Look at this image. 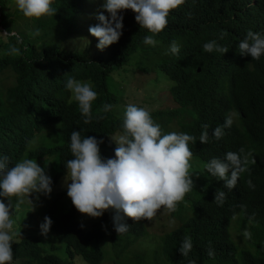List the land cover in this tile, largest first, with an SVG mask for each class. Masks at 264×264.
Segmentation results:
<instances>
[{"label":"trees","instance_id":"16d2710c","mask_svg":"<svg viewBox=\"0 0 264 264\" xmlns=\"http://www.w3.org/2000/svg\"><path fill=\"white\" fill-rule=\"evenodd\" d=\"M97 4L101 1L53 0L56 15L30 19L17 7L6 10V1L0 0V32L15 33L0 39V157H8V166H14L29 142L39 135L40 143L49 145L29 150L26 159L55 155L57 170L51 176L52 188L72 158L73 131H80L82 138L103 140L102 158H113L116 145L109 137L120 134L124 117L116 115L114 109L125 112L122 82L127 80L115 82L112 76L119 87L117 92L110 89L108 79L113 71L124 70L126 62L131 60L126 65L131 69L134 58L139 64L141 60L153 63L155 55L154 66L173 81L169 92L176 107L148 112L162 133H169L170 123L176 121L181 132L196 137L189 143L193 154L189 174L195 189L184 197L186 204L178 203L175 211H170L179 223L161 236L151 257L147 249L137 252L136 248L130 264H264V55L252 60L238 51L239 42L249 30L264 37V0H185L170 12L167 26L155 35L141 29L135 14L127 10L120 13L123 29L119 41L106 52L92 54L76 41L93 21L96 24L91 7ZM37 29L39 35H33ZM148 35H153L155 46L143 42ZM212 40L228 52H205L203 45ZM173 41L179 47L177 54L169 51ZM12 46L19 49L17 54H9ZM70 77L89 82L97 93L88 124L66 88ZM105 104H111L112 109L104 112ZM228 113L234 114L233 123L217 140L212 130L224 124ZM203 125H208L206 144L199 142ZM241 148L251 155L248 170L240 174L234 189L224 188L223 181L202 172L201 161L223 159L227 152L238 153ZM216 191L225 192L222 205L213 202ZM59 197L42 211L41 220L43 223L46 216L51 219L50 230L58 242L65 244L71 258L77 254L90 264L102 261L100 224L104 221L117 258L129 245L145 239L147 220L125 218L129 230L118 236L112 221L114 213L109 210L85 228L73 204L63 210ZM234 223L239 230L235 238L229 230ZM12 232L16 233L11 264H71L67 257L43 252L38 236L29 228ZM185 237H190L193 244L186 257L179 253ZM209 251L214 254L210 256Z\"/></svg>","mask_w":264,"mask_h":264},{"label":"clouds","instance_id":"9594fccd","mask_svg":"<svg viewBox=\"0 0 264 264\" xmlns=\"http://www.w3.org/2000/svg\"><path fill=\"white\" fill-rule=\"evenodd\" d=\"M184 3L185 0H105L103 11L96 15L98 23L89 28V33L98 40L97 48L103 51L119 41L123 29V16L120 13L131 10L140 28L155 35L167 26L170 12ZM52 4L53 0H15L18 10L30 19L56 15ZM14 35L11 30L0 33L3 37ZM33 35H39V29ZM153 35L145 36L143 42L154 46L156 41ZM203 50L209 53L228 52L215 40L206 42ZM169 51L172 54L179 52L174 41ZM238 51L241 56L250 55L252 60H259L264 55V37L249 30L239 42ZM18 52L15 46L9 50V54ZM66 88L78 103L85 117L84 123H90L91 105L97 98L92 85L70 77L66 81ZM112 107L105 104L103 111L108 112ZM233 115L228 113L224 124L212 130L213 138L219 140L223 137L224 129L233 123ZM202 127L199 142L206 144L209 141L208 125ZM109 139L116 145L114 157L104 159L100 154L103 140L91 136L82 138L80 131L71 133L72 158L65 165L64 186L68 198L81 215L95 219L111 210L114 213V230L119 236L129 230L125 218L134 222L150 221L161 210L175 211L178 203L193 190L195 185L189 174L193 154L189 143L195 142L196 137L181 131L162 133L161 126L154 122L145 108L130 103L125 108L122 131ZM250 155L245 154L243 148L238 153L227 152L223 159L212 158L205 168L212 177L223 181L224 188L232 190L240 174L248 170ZM251 162L255 163L254 160ZM46 168V164L42 168L36 160L26 158L9 167L8 157H0V264H11L13 260L12 200L17 199L15 206L19 208L24 203V197H27L34 209L33 201L29 198L32 194H37V200L40 194L50 196L52 179L46 173ZM248 183L251 186V182ZM224 200L225 192L216 191L213 202L222 205ZM183 203L186 204V201ZM51 225V219L46 216L40 225L41 234L46 236ZM244 235L247 237L249 233L246 231ZM192 247L191 238L185 237L179 253L186 257ZM111 249L115 251L112 246ZM208 254L211 256L214 253L209 251Z\"/></svg>","mask_w":264,"mask_h":264},{"label":"rangeland","instance_id":"374dc122","mask_svg":"<svg viewBox=\"0 0 264 264\" xmlns=\"http://www.w3.org/2000/svg\"><path fill=\"white\" fill-rule=\"evenodd\" d=\"M6 1V10H12L16 7L15 0H5ZM101 1V4L94 5L91 7L93 10L92 17L96 18L97 13L103 11V4L105 0H97ZM90 9V7H89ZM88 9V10H89ZM105 15H108L104 12ZM94 18V19H95ZM98 20H96V24ZM94 21L92 22L93 26ZM95 24V25H96ZM94 25V26H95ZM91 26H88L89 28ZM1 29V26H0ZM2 31L0 33H3ZM3 36H0L2 39ZM72 48H75L74 43H70ZM76 44H79L81 47L88 49L92 54L98 53L100 50L97 48L98 40L92 37L89 33V29H84L83 35H81L79 42L76 41ZM155 46V45H154ZM159 47V43H157L156 48ZM109 47L104 49V52L108 50ZM158 57L154 55V62ZM131 61V60H130ZM130 61L126 62L123 66L125 69L116 70L111 73L110 79H108V85L111 90L119 92V87L117 86V81L127 80L126 82H122L124 94L126 95V104H135L138 107L145 108L147 111L154 110L156 108H164V107H176L175 102L172 100V97L169 93V88L173 84V82L167 78V76L159 70L156 66H154V62L150 63H143L142 60L137 62V59L133 60V67L130 69V65L126 66ZM139 64V65H138ZM150 64V65H149ZM148 65V67H146ZM129 68V69H127ZM145 68V72L144 69ZM143 70V71H142ZM113 78L116 80L113 82ZM9 79V83H10ZM116 110V115L119 117L124 116V112ZM169 132H180L178 129L176 121H172L169 125ZM50 131V127L47 128L42 134H46ZM114 136H117L116 134ZM39 135H36L28 144L27 150L22 156L21 160L26 158V154L29 150L34 149L36 146L40 144L48 143H40L41 141L38 140ZM198 159V158H197ZM20 160V161H21ZM34 160L37 161L38 165L42 168L47 165L46 173L51 177L57 170V162L55 159V155H46L41 158H37ZM193 160V157L191 158ZM199 160V159H198ZM201 161V160H200ZM203 169L202 172L212 177L205 168L206 163L201 161ZM66 172L59 178L60 180L58 183L52 188V192L50 196H44L42 194L39 195V200L36 199L37 194H32L29 198L33 201V205L28 202V198L24 197V203L20 204L19 208L15 205L17 204V199L13 198L12 204V219L14 221L13 229H25L29 228L30 231L34 232L38 238L40 245L42 247L43 252L51 251L55 254L59 255L62 258H69L71 260V264H90L85 261L80 255L75 254L72 258L68 256L67 248L65 244L58 242L55 239L54 233L50 230L48 234L42 235L40 230V225L42 223V214L46 207H48L50 201L54 199V197H59L60 206L63 210L69 208L70 204L72 203L70 198L67 196V189L64 186V177ZM195 188H193L194 190ZM64 192V193H63ZM184 201L179 202L182 204ZM43 206V207H42ZM42 208V209H41ZM43 211V212H42ZM78 220L84 225L85 228H89L93 221H97L99 218H90L87 216H83L78 212L77 216ZM179 223V219L172 216L170 211L161 210L157 213V215L150 221L146 223L147 232L145 239L139 240L133 246L129 245L124 252L120 255V257H115L113 250L110 246L109 240V226L107 221H104L103 224H100V228L103 230V238L100 243V248L103 252V259L98 264H115L116 262L121 264H130L129 260H131V256L135 253V249L137 248V252L144 251V249L148 250V253L151 257L152 252L155 246L158 243H161L163 237H161L164 233L168 232L169 230L175 228V226ZM234 225V227H233ZM231 225V232L233 237L235 238L236 234L239 233L237 225L234 223ZM230 230V228H229ZM17 232V231H16ZM15 232V233H16ZM14 233V234H15ZM51 244L57 245V247H52ZM131 246V247H130ZM158 247V246H157Z\"/></svg>","mask_w":264,"mask_h":264}]
</instances>
